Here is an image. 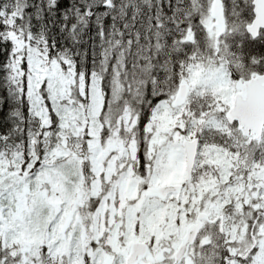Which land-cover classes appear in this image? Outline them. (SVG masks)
Returning a JSON list of instances; mask_svg holds the SVG:
<instances>
[{"label":"snow or ice","instance_id":"obj_1","mask_svg":"<svg viewBox=\"0 0 264 264\" xmlns=\"http://www.w3.org/2000/svg\"><path fill=\"white\" fill-rule=\"evenodd\" d=\"M0 264H264V0H0Z\"/></svg>","mask_w":264,"mask_h":264}]
</instances>
